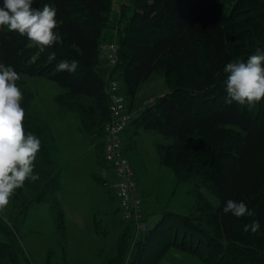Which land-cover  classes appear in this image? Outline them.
I'll return each instance as SVG.
<instances>
[{
    "label": "trees",
    "instance_id": "obj_1",
    "mask_svg": "<svg viewBox=\"0 0 264 264\" xmlns=\"http://www.w3.org/2000/svg\"><path fill=\"white\" fill-rule=\"evenodd\" d=\"M44 4L57 9L62 40L41 53L26 37L0 28V62L21 76L46 78L65 90L55 100L77 115L102 168H111L104 158V126L110 120L107 81L109 76L119 80L129 108H141L128 128L135 125L169 139L157 143L160 163L173 170L178 183L194 186L192 214L165 208L150 223L155 215L145 210L148 227L139 233L122 220L116 253L104 264H164L172 249L203 264H264V100L251 109L228 105L223 83L228 62L246 61L258 47L264 51V0H34L33 6ZM114 40L118 63L110 68L102 55ZM51 52L56 59L49 61ZM73 59L79 61L76 72L56 71L60 61ZM161 79L168 91L154 104L138 106L141 88ZM18 83L25 131L41 140L34 169L40 179L16 191L9 220L0 215V231L8 240L0 242V264H34L21 238L34 204H49L57 233L62 240L66 236L57 199L62 179L57 140L34 105L35 94L24 79ZM203 188L219 199L218 206ZM229 199L243 200L255 215H225ZM254 219L260 231L245 233L244 225Z\"/></svg>",
    "mask_w": 264,
    "mask_h": 264
},
{
    "label": "rangeland",
    "instance_id": "obj_2",
    "mask_svg": "<svg viewBox=\"0 0 264 264\" xmlns=\"http://www.w3.org/2000/svg\"><path fill=\"white\" fill-rule=\"evenodd\" d=\"M35 94L34 105L49 121L57 140V156L61 161V188L57 193L64 212L66 236L57 233L54 214L49 204H34L21 228L23 246L34 264H104L116 253V244L123 228L116 196L117 179L110 167H100L91 138L82 134L77 115L59 105L55 96L65 93L56 83L42 77L21 76ZM168 88L164 80L146 83L136 96V104L146 107L164 95ZM169 139L152 130H137L135 125L123 135V147L144 194L145 209L158 221L168 208L179 214L194 212L195 198L190 194L192 183H178L173 170L160 163L157 143ZM94 176L107 180L108 186ZM214 206L219 199L203 188ZM13 211L12 199L0 210L6 220ZM136 232V231H135ZM0 231V242H7ZM164 264H203L180 250H170Z\"/></svg>",
    "mask_w": 264,
    "mask_h": 264
},
{
    "label": "clouds",
    "instance_id": "obj_3",
    "mask_svg": "<svg viewBox=\"0 0 264 264\" xmlns=\"http://www.w3.org/2000/svg\"><path fill=\"white\" fill-rule=\"evenodd\" d=\"M34 0H2L0 5V28L26 37L43 53L62 40L56 31L62 26L57 19V9L51 4L34 7ZM56 59V53L48 54V60ZM78 60H62L56 65L57 72L74 73ZM223 72L225 103L247 106L249 109L264 100V51L259 47L247 60L228 62ZM21 74L13 66L0 62V210L6 208L18 189L26 182L40 179L34 171L35 161L41 148L40 138L24 128V94L20 84ZM225 215L237 218L253 217L246 203L229 199L223 209ZM245 233H258L259 220H252L243 227Z\"/></svg>",
    "mask_w": 264,
    "mask_h": 264
},
{
    "label": "built area",
    "instance_id": "obj_4",
    "mask_svg": "<svg viewBox=\"0 0 264 264\" xmlns=\"http://www.w3.org/2000/svg\"><path fill=\"white\" fill-rule=\"evenodd\" d=\"M118 50V44L114 40L103 51L102 57L110 68L118 63ZM110 77L106 87L110 100V120L104 126V158L117 179L116 196L122 220L131 223L136 233H139L148 227L144 218V196L125 155L123 135L141 108H129V101L120 81Z\"/></svg>",
    "mask_w": 264,
    "mask_h": 264
},
{
    "label": "crops",
    "instance_id": "obj_5",
    "mask_svg": "<svg viewBox=\"0 0 264 264\" xmlns=\"http://www.w3.org/2000/svg\"><path fill=\"white\" fill-rule=\"evenodd\" d=\"M143 193V192H142ZM143 196H144V194H143ZM145 197V196H144ZM145 199V198H144Z\"/></svg>",
    "mask_w": 264,
    "mask_h": 264
}]
</instances>
